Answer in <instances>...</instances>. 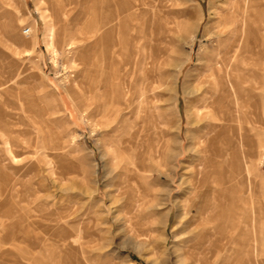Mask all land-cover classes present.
Instances as JSON below:
<instances>
[{"label": "rangeland", "instance_id": "obj_1", "mask_svg": "<svg viewBox=\"0 0 264 264\" xmlns=\"http://www.w3.org/2000/svg\"><path fill=\"white\" fill-rule=\"evenodd\" d=\"M237 1L0 0V264H264V0L220 153L197 99Z\"/></svg>", "mask_w": 264, "mask_h": 264}, {"label": "bare ground", "instance_id": "obj_2", "mask_svg": "<svg viewBox=\"0 0 264 264\" xmlns=\"http://www.w3.org/2000/svg\"><path fill=\"white\" fill-rule=\"evenodd\" d=\"M217 20L219 21L216 32L217 30L218 32L214 37L215 46L213 49L219 54L218 56H214L217 58L211 59V64L213 63L215 66L208 67L209 69L207 70L205 79L203 81H200L203 77L199 79L201 85H198L199 94L197 95L198 101H200V104L203 105L202 107L207 109V113L204 118L206 119L205 122L209 121L210 123L208 122L209 124L207 123L204 128H207L208 134L216 131L218 128L220 129L221 127V125L218 127L216 124H219V122H223L222 120H224L223 103L226 101V98L230 96L229 89L236 92L240 85L239 81L243 75L241 74V64L243 62H247V58H244V55L248 53L249 46V23L247 21L248 17L246 15L244 0H238L235 4H233L229 14L227 15L222 9L221 13L217 14ZM240 58H242V60H240ZM200 97H202L201 100ZM223 124L224 123H222V125ZM204 136L205 135H203V138ZM218 138L219 133H217V136L214 135L209 143L205 144L208 149H213L211 150L212 153H220L213 147L217 143ZM209 164L211 163H207L206 166L209 167ZM203 189H205L204 181L198 189L199 192H201V196H203ZM217 199L219 200L220 198L218 197ZM258 209V219L262 220L264 219V207L260 204ZM190 212H193V208ZM225 212L226 209L221 203L217 207L211 204L206 206L205 203L200 211L201 215L209 214V222L216 220L219 215L224 214ZM219 231V228L216 227L214 229L211 228V231L208 232L220 235ZM217 248L220 249L219 240L216 241V249Z\"/></svg>", "mask_w": 264, "mask_h": 264}]
</instances>
